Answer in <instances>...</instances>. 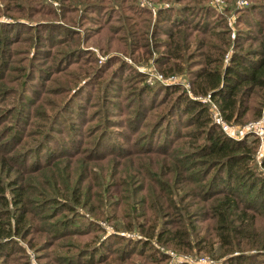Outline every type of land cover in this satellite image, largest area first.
<instances>
[{"label":"rangeland","instance_id":"374dc122","mask_svg":"<svg viewBox=\"0 0 264 264\" xmlns=\"http://www.w3.org/2000/svg\"><path fill=\"white\" fill-rule=\"evenodd\" d=\"M171 30L180 31L178 56L161 61ZM261 40L264 0H0V229L12 231L0 239L8 245L0 264H86L100 256L110 261L99 264H234L238 251L210 238L214 220L203 209L206 189L225 183L211 186L202 165L190 163L192 134L200 143L204 132L179 102H204L213 123L203 99L215 111L217 100L192 92L193 74L213 65L202 53L219 55L222 73L233 52L252 55ZM250 90L249 109L226 121L234 137L249 134L247 142L264 108V88ZM255 151L252 171L264 176ZM151 196L182 207L189 247L139 232L146 216L151 227L157 222ZM65 198L79 205L67 211ZM179 217L160 218L153 230ZM62 220L73 230L62 233ZM256 222L264 230L260 216ZM260 257L247 263L264 264Z\"/></svg>","mask_w":264,"mask_h":264},{"label":"trees","instance_id":"16d2710c","mask_svg":"<svg viewBox=\"0 0 264 264\" xmlns=\"http://www.w3.org/2000/svg\"><path fill=\"white\" fill-rule=\"evenodd\" d=\"M179 33V30L173 32L171 30L168 34H165L167 40L164 47L166 50L160 54L159 59L161 61H164L166 57L178 56V49L174 47V41L177 37L176 34ZM170 39H173L171 43ZM217 40L219 41V46L224 43L223 39ZM203 46L206 47L207 44L203 43ZM259 46L260 49L252 55H247V52H245L244 55L240 52H233L230 56L229 65L224 68L222 73L219 72L216 63L219 55L212 58L211 55L202 53L204 58L203 62L210 66L211 64L213 65L211 69L201 67L193 74L192 92L195 95L198 94V96L210 94L211 98L216 99L218 102L217 109L225 121H235L236 118L243 116L249 109L245 102L251 94V88L258 86L264 88L263 40L259 41ZM218 51L219 53L221 52L219 49ZM200 52L203 51L201 50ZM248 56L253 57L248 59ZM197 80H199V83ZM262 99V106L264 107V94L262 95ZM181 101L179 103L183 105L184 112L192 113L189 118L192 120L191 124L196 125L198 130L202 129L204 132H202L204 135L200 143H196L200 135L196 133L192 134L194 142L191 145L192 149L189 153L195 154L196 157L194 160H190V163L198 162L202 165L199 174L204 177L210 174L209 182L211 186L214 184L215 179L225 183V185H223L224 187L221 188L206 189L207 191L202 195V200L207 201L206 205H203V209L205 212L208 211L210 213L209 219L214 220L213 224H211L212 232L210 233V238L212 237L215 238V240L221 241L222 246H228L226 252H231L233 248L238 251L237 254L230 257L231 262L234 264H251L247 262L250 260L254 262V256L259 258L263 256L264 258V252L263 255L259 254L264 251V230L258 228L256 222L258 216L264 221V176L254 174L252 166L250 165V161L253 160L256 139L252 136V139L247 142L246 137L249 134L239 139L226 136L216 124L211 123L207 112L208 110L204 103L185 96ZM260 113V115L264 116V108ZM216 129L218 131L215 132ZM146 140L144 141L145 144L147 143ZM182 161L181 166L183 164ZM260 167L264 170V154L260 160ZM151 180L162 185L159 179L151 178ZM238 191H242L244 195L242 198H238ZM15 196L17 197L13 200V204H20L21 200L19 193L16 192ZM257 198L259 199L258 202L256 201ZM168 199L170 200L169 203L164 197L159 201L158 198L154 200L151 196L150 201H153L151 203L152 208H148V210H155L157 212V214H155L157 217L155 225L158 223V220H160L161 224L162 221L160 218H164L165 216H180L176 219L179 222L178 225L171 226L167 223V229L162 227L156 232L153 230L155 225L151 227V221L146 216V220L149 222L148 225L144 227L143 225L137 224V229L146 239L154 236L158 242L163 240L164 242L162 243H168V245L172 247H183L182 245L184 244L185 247H189L188 231L186 232L184 230V225L179 221L181 219L182 207L180 206L179 209L175 204L176 201H173L169 197ZM77 204L79 205L77 199L67 198L61 203L63 208L67 211H71L73 209L72 206ZM185 217L188 219L186 214ZM20 220H22L21 215L15 217L16 222L21 223ZM62 222L63 226L61 228H64L62 233L73 230V226H71L70 230L68 229L69 231L67 230V226L70 224L69 220H62ZM119 228L127 231L135 230L131 224H120ZM49 230H51V228ZM10 232L12 231L9 229H0V239L7 238ZM55 232H57V230ZM17 234L18 232L14 233V235ZM6 242L7 241L0 242V247L5 245ZM141 243H144V241H141ZM141 246H143V244ZM251 248H254L255 252L239 253L246 249L250 250ZM89 255L90 254H88V256ZM109 261L110 258H102L100 256L95 260L89 258L86 264L107 263Z\"/></svg>","mask_w":264,"mask_h":264},{"label":"built area","instance_id":"2783aa9c","mask_svg":"<svg viewBox=\"0 0 264 264\" xmlns=\"http://www.w3.org/2000/svg\"><path fill=\"white\" fill-rule=\"evenodd\" d=\"M199 100V99H197ZM208 101V104L211 105L212 109H213V113H211V115L213 116V123H215L216 125L219 126V128L223 131V133L233 139H239V137H234V134L232 133V128L231 126L222 118L220 112L218 111V109L216 108V111L214 109V107L212 106L213 103L210 102L208 98L203 99ZM200 101V100H199ZM202 102V101H200ZM204 103V102H202ZM263 116H261L258 120H256L255 122L251 123L249 125L250 130H248L249 132H251V134L254 136V138L256 139V155H258L256 158L259 157V159L263 156V152L262 148L264 147V121H263Z\"/></svg>","mask_w":264,"mask_h":264}]
</instances>
